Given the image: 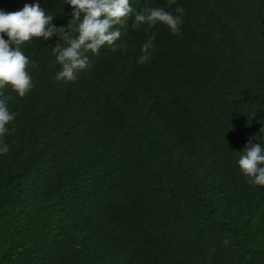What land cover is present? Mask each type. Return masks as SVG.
Wrapping results in <instances>:
<instances>
[{
    "label": "trees",
    "instance_id": "16d2710c",
    "mask_svg": "<svg viewBox=\"0 0 264 264\" xmlns=\"http://www.w3.org/2000/svg\"><path fill=\"white\" fill-rule=\"evenodd\" d=\"M33 2L70 19L63 0L0 9ZM176 6L179 36L130 18L124 47L88 53L72 82L54 79L55 37L21 46L34 87L3 92L16 117L0 156V264H264V187L236 163L264 132V0Z\"/></svg>",
    "mask_w": 264,
    "mask_h": 264
},
{
    "label": "clouds",
    "instance_id": "9594fccd",
    "mask_svg": "<svg viewBox=\"0 0 264 264\" xmlns=\"http://www.w3.org/2000/svg\"><path fill=\"white\" fill-rule=\"evenodd\" d=\"M165 4L166 7H146L137 11L130 0H63V5L70 9L67 13L70 19L63 25L54 24L56 16L46 12L38 2L26 3L15 12L6 13L0 9V156L9 151L5 137L14 133L12 122L16 117V113L9 109V97L3 92L10 90L16 97L24 98L34 87L29 69L35 62L21 51L23 44L34 38L46 42L55 37L51 54L60 70L54 79L72 82L89 66L88 53L95 55L102 47L111 51L124 47L117 41L122 36L121 28L128 26L130 18L133 30L160 25L171 35L179 36L184 9L176 6L173 11L166 10L176 5L177 0H165ZM154 39L155 33H151L143 41L137 64H145L151 59ZM262 141L264 132H260L259 137L250 138L236 163L250 184L264 187Z\"/></svg>",
    "mask_w": 264,
    "mask_h": 264
}]
</instances>
